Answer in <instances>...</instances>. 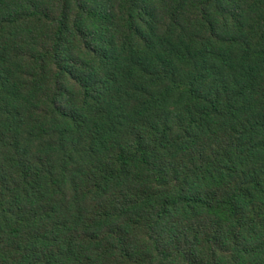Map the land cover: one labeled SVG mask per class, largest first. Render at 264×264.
<instances>
[{"label": "trees", "instance_id": "obj_1", "mask_svg": "<svg viewBox=\"0 0 264 264\" xmlns=\"http://www.w3.org/2000/svg\"><path fill=\"white\" fill-rule=\"evenodd\" d=\"M0 264H264V0H0Z\"/></svg>", "mask_w": 264, "mask_h": 264}]
</instances>
